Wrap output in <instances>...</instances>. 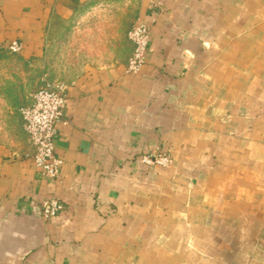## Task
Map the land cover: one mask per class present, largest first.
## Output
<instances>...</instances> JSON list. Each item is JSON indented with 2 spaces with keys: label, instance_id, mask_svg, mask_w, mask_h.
<instances>
[{
  "label": "crops",
  "instance_id": "crops-1",
  "mask_svg": "<svg viewBox=\"0 0 264 264\" xmlns=\"http://www.w3.org/2000/svg\"><path fill=\"white\" fill-rule=\"evenodd\" d=\"M135 22L150 39L130 73ZM68 30L59 178L26 134L0 142V264H264V0H0L25 66Z\"/></svg>",
  "mask_w": 264,
  "mask_h": 264
},
{
  "label": "built area",
  "instance_id": "built-area-1",
  "mask_svg": "<svg viewBox=\"0 0 264 264\" xmlns=\"http://www.w3.org/2000/svg\"><path fill=\"white\" fill-rule=\"evenodd\" d=\"M128 39L133 44V50L128 59L127 71L137 73L146 63L150 27L143 23H133L128 31ZM1 47L3 45L0 43ZM7 49L12 53H19L22 44L19 41H13ZM67 101V93L63 86L45 82L31 94L30 102L20 108L23 128L28 141L34 148L33 159L39 170L52 180L59 178L64 163L63 158L56 151L55 136L58 125L66 122ZM142 161L168 166L172 162V156L169 154L145 155ZM64 209V202L57 196L47 198L41 204V214L46 220L60 215Z\"/></svg>",
  "mask_w": 264,
  "mask_h": 264
},
{
  "label": "rangeland",
  "instance_id": "rangeland-1",
  "mask_svg": "<svg viewBox=\"0 0 264 264\" xmlns=\"http://www.w3.org/2000/svg\"><path fill=\"white\" fill-rule=\"evenodd\" d=\"M53 39L48 60L42 65L38 63L25 66L17 59V53L0 48L1 143L10 144L23 139L26 134L23 126H20V108L30 92L32 94L45 82L66 83L75 71L72 59L77 50L71 47V31L53 34Z\"/></svg>",
  "mask_w": 264,
  "mask_h": 264
}]
</instances>
